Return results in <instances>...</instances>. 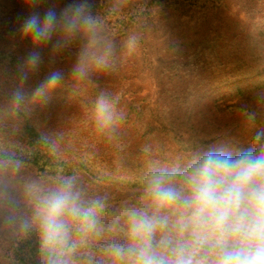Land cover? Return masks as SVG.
I'll use <instances>...</instances> for the list:
<instances>
[{
	"label": "trees",
	"instance_id": "16d2710c",
	"mask_svg": "<svg viewBox=\"0 0 264 264\" xmlns=\"http://www.w3.org/2000/svg\"><path fill=\"white\" fill-rule=\"evenodd\" d=\"M90 1L93 15L112 17L123 11L116 0ZM16 6L15 0H7V4L0 0V33L13 31ZM126 11L132 13L131 18H142L137 5ZM233 48L240 49L241 56L232 55V72L242 71L247 63L254 68L252 75L257 72L264 76V6L246 28L239 27L221 41L209 43L208 60L198 59L200 52L189 63L171 62L173 72L162 73H169L165 78L174 86L160 92L148 105L128 101L107 84L83 91L56 88L33 100L32 91L42 80L37 81L30 73L27 80H22L26 61L17 52L7 53L0 48V135L4 138L0 139V164L21 162L44 177H84L87 188H105L98 196L92 195L95 191H83L85 200H104L99 217L103 231L79 248L74 264H96L99 260L111 264L103 249L107 242L123 238L115 222L127 206L142 202V181L149 166H183L194 153L209 147L245 150L257 128L264 127V117L251 111L246 100L247 74H238L234 80L240 76L244 81L233 84L234 80L222 78L219 73L229 64L221 55ZM190 49L198 53L197 48ZM39 70L46 78L43 68ZM220 88H230L229 98L236 102L226 105L222 97H215ZM18 91L25 94L19 105L13 99ZM101 94L114 104L121 117L105 130L98 127L95 117V102ZM251 113L255 114L254 125L248 121ZM120 126L124 129L117 135ZM129 134H134L138 143L143 140V146L131 144ZM8 250L3 255L6 264H42L35 229L24 230Z\"/></svg>",
	"mask_w": 264,
	"mask_h": 264
},
{
	"label": "clouds",
	"instance_id": "9594fccd",
	"mask_svg": "<svg viewBox=\"0 0 264 264\" xmlns=\"http://www.w3.org/2000/svg\"><path fill=\"white\" fill-rule=\"evenodd\" d=\"M96 23L87 0H80L59 14L50 7L42 16L33 12L23 17L20 32L35 48L57 35L68 41L88 35L89 43L73 67V75L83 79L91 66H107L109 52L97 47ZM127 46H135L134 37ZM59 47V41L53 45ZM41 63L39 52H31L22 80ZM61 80L60 71L50 72L33 89V100L54 91ZM13 99L19 105L25 94L18 91ZM95 117L101 130L121 118L103 94L96 99ZM248 121L255 124L254 113ZM142 192V202L127 206L115 222L123 238L103 249L111 264H264V127L257 128L245 150L209 147L183 166H149ZM29 194L32 215L21 227L38 233L42 264H74L79 248L103 231L99 217L104 200H85L74 178L47 190L32 185Z\"/></svg>",
	"mask_w": 264,
	"mask_h": 264
},
{
	"label": "rangeland",
	"instance_id": "374dc122",
	"mask_svg": "<svg viewBox=\"0 0 264 264\" xmlns=\"http://www.w3.org/2000/svg\"><path fill=\"white\" fill-rule=\"evenodd\" d=\"M15 1L17 6L13 17L17 21L12 32L0 33L3 34L0 36L1 49L7 53L17 52L25 61L31 52H39L42 60L39 68L42 67L45 74L55 70L62 73V80L57 88L63 91L66 88L78 91L92 87L98 89L107 84L128 101L133 100L144 105L152 104L160 92L174 86L172 80L165 78L169 73H162V70L173 72L169 67L171 62L189 63L188 60L195 58L200 52L201 55L197 58L208 60L210 50H206L209 43L221 41L225 35L232 34L239 27L246 28L260 6H264V0H116L120 8H123L116 15L102 17L100 14L91 13L97 22V47L109 52L107 66L101 69L91 66L87 76L79 79L73 75V67L81 51L89 43L88 35L79 34L70 41L57 35L48 44L35 48L30 40L22 36L20 25L22 18L33 12H39L42 16L50 7H55L60 12L67 4L80 0ZM2 2L7 4V0ZM133 5L139 6L142 18H131L132 13L126 11L131 10ZM130 37L135 38L132 49L127 46ZM58 41L60 47L54 49L53 45ZM190 47L197 48L198 53ZM235 54L240 57L241 50L233 48L221 55L229 64L219 73L222 78L235 81L233 84L244 81L240 76L234 79L238 74L246 73L245 82H248L246 88L249 92L246 100L249 108L259 114V118L264 117V76L257 75V72L252 75L254 68H250L247 63L242 71L232 72V55ZM181 67L185 69L184 66ZM39 68L35 72L27 73L35 75L37 81H43L45 77H42L43 72ZM255 88L257 89L254 90ZM220 89L215 97H222L226 105L236 102L234 98H229L232 96L230 88ZM123 129L120 126L116 130L117 135ZM128 138L131 144H144L143 140L138 143L134 134H129ZM0 139H4L2 135ZM74 179L82 194L88 189V192L95 191L93 196H98L99 192L105 190L100 186V191L95 190L97 186L87 188L89 185L84 177ZM62 180L44 177L25 163L0 164V264H6L4 253L9 252L11 242L19 234H23L21 224L32 215L33 198L29 194L30 186L37 185L42 190H47L57 186Z\"/></svg>",
	"mask_w": 264,
	"mask_h": 264
}]
</instances>
